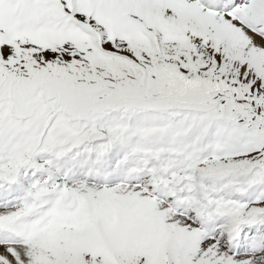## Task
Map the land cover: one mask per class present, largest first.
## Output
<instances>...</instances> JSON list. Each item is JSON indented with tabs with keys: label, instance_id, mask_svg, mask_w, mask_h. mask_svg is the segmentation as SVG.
<instances>
[{
	"label": "rangeland",
	"instance_id": "rangeland-1",
	"mask_svg": "<svg viewBox=\"0 0 264 264\" xmlns=\"http://www.w3.org/2000/svg\"><path fill=\"white\" fill-rule=\"evenodd\" d=\"M40 1H44L48 10H41L33 15L25 14V19L34 22L38 17L45 18L48 30L25 37L7 38L0 42V138H7L10 131L17 134V119L31 112L29 101L34 92H39L42 97L48 99L46 102L51 108L69 113L76 107L98 108L104 103L115 105L121 102H136V97L143 99L142 105L151 106V100L158 102L159 106L183 107L193 102L191 99L200 102L204 98L212 100L216 95L229 93L232 96L229 101L230 108L198 103L201 107L211 108L207 112L211 114L205 116L207 121L212 120L214 116L224 119V116L232 115L233 100H241L253 107L256 111L254 115L264 119L263 68L252 69L246 64L244 58L236 52L237 40L222 39L217 32L194 29L185 22L173 20L167 14H160L161 10H166L168 3H164L163 8L158 10L145 7L143 0H98V6L102 9L120 15L130 14L138 19L148 34V39H142L120 25H113L97 16L93 13L91 4L85 5L81 0H70L67 2V12L87 23L95 32L94 37L89 39L76 31L65 30L60 10L50 6V2L55 0ZM34 3L35 0H31L29 7ZM63 5L66 7L64 1ZM33 8H36V5ZM48 12L52 15L50 18ZM168 23L178 28L181 36L186 37L171 38L164 35L162 26ZM178 42L183 44H177ZM170 43L172 45H169ZM50 92L55 95L50 96ZM117 94L120 97H117ZM237 115H245V112H237ZM199 123L201 119L197 117L188 116L185 119L188 126ZM208 125L210 130L222 126L219 122H208ZM29 127L31 125L27 128ZM94 130L104 135L100 144L107 145L110 127L100 125L99 121L82 123L78 132L81 137L86 138ZM184 135V132L178 133L179 138ZM84 141L86 142L85 139ZM52 143L51 139L44 141L45 146ZM113 143H116L115 140L111 141V144ZM88 148L89 146L85 149ZM28 149L26 145L21 153H6L0 156V163L4 162L2 173L5 174L8 167H16L17 173H24L25 171L21 170L22 165L25 164L23 167L28 168L26 163L32 159L45 154L46 157H54L47 151L28 154ZM4 150H8L7 143ZM189 156L187 171L193 159L199 157L205 161L199 166H194L192 174V187L194 192L200 195L199 203L210 205L219 192L226 197L223 199L222 210L213 217L226 216L223 222L225 225L242 220L239 205H249L246 198L250 200L256 197L258 184H262L261 180L264 179V135L256 143L254 153L239 158L225 157L223 151L211 150L198 156L190 153ZM232 167L241 170L237 175L241 182L227 186L218 177H208L205 185L195 186L196 176H205L206 171L223 173L225 169L230 170ZM248 181L253 182L254 189L248 190ZM105 186L106 189L110 187L109 184ZM8 187L19 188V185L14 183ZM95 187L102 190L99 185ZM232 188H235V194L229 197ZM74 193L71 201L66 203L69 208L83 203L81 191L75 190ZM66 196H60L59 200ZM103 201L109 203L108 198ZM15 205H22V202ZM85 205L110 208L113 204L99 207L98 199L85 198ZM83 211H87L85 206L78 209V212ZM94 214L95 211L91 216ZM165 219V230L173 236L166 223L168 218ZM84 220L83 215L81 221ZM115 225L114 220L104 222L103 226L108 237L107 243L114 252L113 257L106 253H97L93 257L81 252L80 247L75 245L64 249L55 246L48 247L47 254L41 256L37 264H184L173 251L153 252L150 245L144 241L118 239L114 235ZM202 236V231L196 229L195 234L187 239L190 248L202 245ZM207 247L213 248L212 245ZM72 248L75 250H71ZM205 249L192 255L189 264H236L223 257L219 251L208 256ZM32 250L28 249L26 254L22 257L20 255L21 258L18 256L19 260L13 261V264H31L30 257L34 256Z\"/></svg>",
	"mask_w": 264,
	"mask_h": 264
},
{
	"label": "bare ground",
	"instance_id": "bare-ground-1",
	"mask_svg": "<svg viewBox=\"0 0 264 264\" xmlns=\"http://www.w3.org/2000/svg\"><path fill=\"white\" fill-rule=\"evenodd\" d=\"M142 3L147 8H157L158 10H161L163 8L162 5L164 3H168L166 10H161L160 14H167L171 18H173V20L177 22H185L192 26L194 29H199L201 31L207 32H217L218 36H220L222 39L227 38L226 40L230 41V39L233 38L237 40L238 42L236 43L238 45H235L236 52H238V54L244 58L246 64L252 69L260 67L264 70V38L259 35L251 34L247 29L239 26L237 23V20H239L241 24L245 23V21L249 19V14H242V17H246L245 19H240V16H237L234 19L231 18L228 14L222 12L228 9H232L234 12H236L241 9L245 1L218 0L216 1V3H210L206 0H199V3L202 5V7L207 6L216 9L219 8V11L217 12L200 7L193 0H143ZM259 3L260 0H255L256 5H259ZM254 23L259 24L260 22L254 21ZM171 43L169 45H172ZM177 44L183 43L178 42ZM109 107L110 106L107 103H104L99 108H90L89 111L84 115L92 117V115L96 114L99 110L109 109ZM112 140H115L116 142V138H111L109 140L107 148H109L111 154L114 155L116 143L111 144ZM95 149V154H93L92 156L105 151L99 150V147H96ZM118 152L120 153V156L124 155L123 150H118ZM63 159H65V161H63L62 163L54 164L55 161L49 163L52 164L53 168H55L56 175L59 177H53L55 180L59 181V188L62 186V184L66 185L67 187L68 183H70V187L74 191H81V194L85 198H96L99 201H103L105 198H108L109 203L104 201L101 204H113V207L104 210H95V214L91 216L90 222L87 223V228L89 231L86 230L83 233L80 232L77 225L55 222V227L60 231H56L52 234L44 233L42 235H37L33 239L25 237L29 232V230L26 229V226L29 222H7L8 220L15 219L17 214L25 213V208L14 207L11 211H1L0 264H13V261L19 260L17 259L18 256L20 257L21 255L22 257V255L26 254V251L30 248H32V251L34 252V256L30 257L32 260L31 264H37L38 259L41 256L47 254L46 251L48 250V247L54 248L55 246L63 247V249L71 245L79 246L81 252H86L94 257L97 254L96 241L100 227L99 221L111 214L123 217L125 222L127 223L129 230L132 229V222H153L150 228L149 245L151 246V248L154 251H173L180 262H184V264H189L192 260V255L201 252L205 248V251L208 252V256L215 254L216 251H219V253L223 257L228 258V260L232 263L264 264V252H255L254 248H248L247 250H244L245 254L241 256H233L226 250V248H228L229 250L234 249L232 240L235 235L239 236V231L241 229H245L249 226V223L246 220H250V222L254 223L253 225H250V227L252 226L259 229L264 227V205H262L261 207L254 206L252 207V209L248 210L245 219L241 220V225L234 224L230 229L224 230V227L221 223L222 219H224L225 217L216 220L210 219L211 213L210 211H208V214L204 213V217L202 219H199L198 217L200 213L203 211H207V208L201 206L200 209L189 203L184 199V196L182 195L184 192L181 191V189L177 187L170 189L165 186L166 182H162L161 184H159L160 180L150 177L151 175L146 171L144 165L136 160L129 159L127 161H120L116 175L111 177V180H119L124 183L123 186L113 187L110 189L103 188L102 190H100L94 186L93 182L96 181L99 183H103L106 181V178L111 173L110 169L112 166L110 163L103 159V163L106 167H108V169L103 168L100 164H96L92 167L91 163L94 164V161L90 160L91 162L89 161V163L86 164L85 171H82L83 163L77 165L75 159L68 157H63ZM39 164L44 166L49 165L48 163ZM72 166L73 170L75 171V176L79 179H83L81 180V183L73 182L71 180L70 174L66 175L67 169ZM161 169V166H157L154 172H159L161 171ZM60 174H62L63 176L60 177ZM177 175H179L178 172L176 174H173L171 178H174ZM180 176L181 178L187 177L186 174H181ZM27 177L31 178L33 181L31 183H28L26 180L22 179L23 189L20 191H6L2 187L0 188V210L11 204L13 200L18 199L21 195H26L25 191L27 189H30L35 194L42 195V197H51L52 188H56V186H53L50 182H43L40 178L36 179L33 173H28ZM129 182H131L132 185H128ZM178 182L179 180H176L174 182V186H177ZM136 183H139V188L135 187ZM38 184L43 185L39 190L34 189V187ZM139 189L143 191L147 189V191L157 195L159 198H163V205L158 203V209L156 210L144 209V205H148L149 201L146 197H144L143 193ZM61 190L63 191L64 189L61 188ZM13 194L14 197L11 198ZM167 201L170 202L173 211H176L178 209L179 211H183L186 214H189L190 218H192V224L193 221L196 220L199 225L204 228L205 231L218 229L219 233L217 234L215 240L218 242L223 235H226L223 243H216L211 240L205 239L204 241H202V245L195 248H190V244L187 239L194 227H191L187 224V222H190L188 221L187 217H181L180 215L174 216L171 211H168L166 209ZM116 202L124 206H120ZM132 204H137L138 206L133 207ZM55 205V201H49V204L46 207L51 208ZM245 207V205H240L241 209H244ZM79 208H77V211ZM40 215L41 213H36L33 218ZM165 218H168V222L166 223L170 228L173 236L166 233L164 230V222L166 221ZM64 229L66 231H64ZM61 231L63 232V234L61 236H58L57 233ZM235 231H237V233ZM67 233H69V235ZM88 233L89 235L87 236L86 234ZM238 241V239L235 240L236 243ZM225 242L228 243L226 244ZM211 245L213 246V248L207 247ZM238 246H244L241 240L239 241ZM71 250L75 249L72 248ZM51 251L52 250L50 249V252ZM202 259H204V257ZM18 263H20V261Z\"/></svg>",
	"mask_w": 264,
	"mask_h": 264
}]
</instances>
